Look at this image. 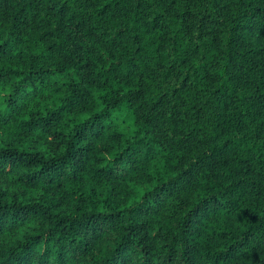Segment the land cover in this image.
<instances>
[{"label":"trees","instance_id":"obj_1","mask_svg":"<svg viewBox=\"0 0 264 264\" xmlns=\"http://www.w3.org/2000/svg\"><path fill=\"white\" fill-rule=\"evenodd\" d=\"M0 264H264V0H0Z\"/></svg>","mask_w":264,"mask_h":264}]
</instances>
